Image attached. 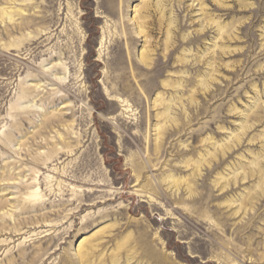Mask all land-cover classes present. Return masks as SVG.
Masks as SVG:
<instances>
[{
  "label": "rangeland",
  "instance_id": "rangeland-1",
  "mask_svg": "<svg viewBox=\"0 0 264 264\" xmlns=\"http://www.w3.org/2000/svg\"><path fill=\"white\" fill-rule=\"evenodd\" d=\"M0 264H264V0H0Z\"/></svg>",
  "mask_w": 264,
  "mask_h": 264
},
{
  "label": "bare ground",
  "instance_id": "bare-ground-1",
  "mask_svg": "<svg viewBox=\"0 0 264 264\" xmlns=\"http://www.w3.org/2000/svg\"><path fill=\"white\" fill-rule=\"evenodd\" d=\"M3 14L4 15H6L8 18H10V19H12L13 18V16L10 14V13H8V12H4L3 11ZM143 61V60H142ZM158 138V137H157ZM160 139H162L161 137H160Z\"/></svg>",
  "mask_w": 264,
  "mask_h": 264
}]
</instances>
